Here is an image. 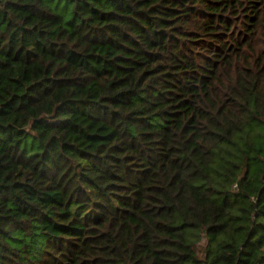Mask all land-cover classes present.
<instances>
[{"label": "trees", "instance_id": "trees-1", "mask_svg": "<svg viewBox=\"0 0 264 264\" xmlns=\"http://www.w3.org/2000/svg\"><path fill=\"white\" fill-rule=\"evenodd\" d=\"M0 264H264V0H0Z\"/></svg>", "mask_w": 264, "mask_h": 264}]
</instances>
